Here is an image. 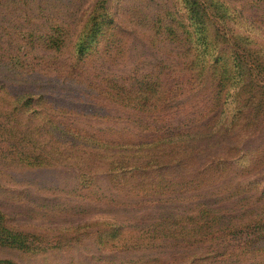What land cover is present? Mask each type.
I'll use <instances>...</instances> for the list:
<instances>
[{
	"label": "trees",
	"instance_id": "trees-1",
	"mask_svg": "<svg viewBox=\"0 0 264 264\" xmlns=\"http://www.w3.org/2000/svg\"><path fill=\"white\" fill-rule=\"evenodd\" d=\"M124 2L113 16L108 0H91L80 14L81 0H0V15L9 16L0 18L1 30L10 26L0 36L2 174L66 167L75 171L73 196L166 209L142 227L109 219L46 227L41 238L64 245L70 258L73 243L89 240L101 252L177 251L131 264H255L264 257V0ZM22 18L42 22L13 23ZM133 34L167 59L116 81L94 75L98 60L124 61ZM41 63L52 65L46 74L95 91L130 119L91 116L104 128H85L66 123L64 107L55 111L40 93L10 88L34 87ZM182 97L204 103L196 120L172 130L155 124ZM111 121L124 124L117 130ZM233 201L236 208L222 210ZM9 223L0 212V249L24 257L44 251L32 247L37 235ZM205 244L221 250L184 252Z\"/></svg>",
	"mask_w": 264,
	"mask_h": 264
},
{
	"label": "rangeland",
	"instance_id": "rangeland-1",
	"mask_svg": "<svg viewBox=\"0 0 264 264\" xmlns=\"http://www.w3.org/2000/svg\"><path fill=\"white\" fill-rule=\"evenodd\" d=\"M81 3L83 4L79 14L82 9L87 8L91 0H81ZM107 5L112 9L111 13L114 16V11L117 12L121 6L125 5V2L124 0H108ZM3 8L4 6L0 5V12H6ZM75 15L72 16L76 17ZM8 17V15H0V18L5 19L6 23L9 21ZM120 19L123 20L122 18ZM41 22L38 19L29 21L27 18L13 19L14 24L19 23L27 27L38 25ZM9 27H7L6 31L1 30L0 27V36H8L10 34ZM138 36L139 34L132 35L127 45L128 52L122 63L113 65L112 62V64H108L105 60L104 62L102 60L99 62L98 60L95 64L98 68H96L94 75L101 77L100 74L106 72L110 78L116 81L129 75L144 74L152 65L167 59L165 55L151 50ZM18 46L21 49L20 56H23L25 54L23 43H17V47H14V49H17ZM39 65V69H37L40 72L37 79L39 82L34 87L32 85L31 87H20L11 84L10 88L15 89L17 92L29 90L33 94L40 93L46 97L45 99L50 103L52 109H55L56 104L64 107L63 111L68 113L66 114L68 118L66 123L83 124L82 126L85 128H88L87 123H92L93 127L91 128L94 129L104 128L103 120L91 118V116L108 115L118 118V115H120L124 118V121L127 117L128 120L130 119V115L128 116L121 111L122 109L118 110V107L106 102L103 96L98 95L95 91L84 86L76 87L68 82L63 83L57 74H46L44 70L52 69L51 64L41 63ZM168 83H171V81ZM33 88L35 90H32ZM174 106V109L170 110L166 117L152 118L155 124L165 128L168 127L171 130L181 127V125L196 120L197 117L195 115L201 111L204 103L182 97L180 100L178 99ZM3 109L0 108V110ZM55 111L57 110L55 109ZM111 123H115L114 125L116 126L114 128L117 130L124 124L122 121H111ZM249 144L246 143L245 146ZM1 170L4 169L0 167V212L6 215L10 222L9 224L13 227L29 230L30 234L38 236V239L32 240V247L45 249L40 254L34 253L28 257L20 256L13 251L0 249V259H11L17 263L19 262V264H131L128 262L131 260L130 258H134L133 260L138 258L166 260L169 259L170 254L177 252L169 248L151 249L147 252L127 254L111 250L101 252L98 246L87 240L83 242L82 246L78 243H73L72 256L70 258L69 255H65L64 245H54L50 238H41V236L48 234L43 232L46 227L63 228L104 219L142 227L157 218L158 215L164 214L166 209H158L152 204L144 203L127 209L114 208L108 204L95 203L93 197L90 199L73 196L69 194V191L74 186L75 171L66 167L25 173L6 172V175L2 174L3 171ZM10 175L14 177L16 182H11ZM16 194H22L23 200L17 198ZM183 206L186 207L185 204ZM223 206H225V209L222 210L232 211L237 205L233 201L232 204L225 203ZM223 206L218 208H223ZM46 243H49V245L46 246ZM50 247L53 248L49 249ZM220 250L221 247L217 244L210 246L205 244L192 247L184 252L190 256H199L201 254L202 256H207L206 254L214 256ZM251 257L255 256L251 255ZM232 259L234 260V257ZM252 262L264 264V257L256 258ZM135 264H141V262Z\"/></svg>",
	"mask_w": 264,
	"mask_h": 264
}]
</instances>
